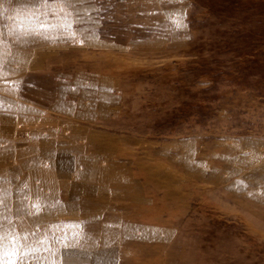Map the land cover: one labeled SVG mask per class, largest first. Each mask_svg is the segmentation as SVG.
I'll list each match as a JSON object with an SVG mask.
<instances>
[{
	"label": "rangeland",
	"instance_id": "374dc122",
	"mask_svg": "<svg viewBox=\"0 0 264 264\" xmlns=\"http://www.w3.org/2000/svg\"><path fill=\"white\" fill-rule=\"evenodd\" d=\"M0 5V264H264V0ZM65 152L117 178L108 240L63 221Z\"/></svg>",
	"mask_w": 264,
	"mask_h": 264
},
{
	"label": "crops",
	"instance_id": "0c3cea01",
	"mask_svg": "<svg viewBox=\"0 0 264 264\" xmlns=\"http://www.w3.org/2000/svg\"><path fill=\"white\" fill-rule=\"evenodd\" d=\"M13 7H14L13 4L9 5L8 7L11 10V13L13 11ZM3 16L6 17V12L5 15L0 14V19L3 18ZM11 18H13V16H10V19ZM1 22H5V21H3V19L0 20V43L2 44L6 42L5 35L7 32L15 31V34L22 32L21 31L22 25L20 23L21 19H19V21H16L17 22L16 27L19 26V28L9 27V30L11 31H7V28L3 27ZM35 129L39 130L37 126L35 127ZM48 142L50 145V143H52V140L51 141L47 140V143ZM51 160L62 161L66 163L65 169L57 170L58 173L56 172L57 174H63L61 176L62 177L61 182L63 185L62 186L63 188L61 189L60 192L61 199L60 202L58 203L59 205L57 206L58 208H61L62 210L67 212L66 215L68 216V218L63 221H68L69 225L70 224L74 226L78 225L80 227L79 234L78 235L76 234L73 237L74 240L76 242L79 241L81 244H85L86 242L93 241L94 244V243L102 242V240L106 239L105 237L104 239L102 237V235H104L103 231L105 232V234H110V233L114 234L116 231L118 232L119 229H117L115 226L116 225L118 226L119 224V213H117L115 210H118V207L120 206L118 204L119 203L118 201L124 198H121L118 201L117 199L114 200L113 198L112 199L110 198L111 190H113L112 184H118V182L116 181L117 178L115 174H113L111 167L107 171L102 169L94 170V166H92L93 169L91 168L86 170L73 169L75 167L74 165L75 162H86V161L96 162L101 160V159L93 160L91 155H87L84 153H71V152L56 153L55 156L51 158ZM48 173L50 172H47L46 174ZM52 173L55 174V171ZM54 176L55 175H53V177ZM124 196L127 197L126 195H124V192L121 193V197ZM80 217H83L85 219H80L79 221H77V219H79ZM124 224L127 223L125 221L123 223H120L121 226ZM91 230L96 234L93 235V233H91ZM86 233L87 235H89L86 236V238L89 239L88 241L85 240ZM92 235L93 238H91ZM117 240L118 238L115 239L113 238L114 242H116ZM98 247H100L99 249L101 250L102 246L100 245ZM111 247L112 244L104 248L106 249Z\"/></svg>",
	"mask_w": 264,
	"mask_h": 264
},
{
	"label": "snow or ice",
	"instance_id": "6c2138e0",
	"mask_svg": "<svg viewBox=\"0 0 264 264\" xmlns=\"http://www.w3.org/2000/svg\"><path fill=\"white\" fill-rule=\"evenodd\" d=\"M48 2V0H45V3H47ZM63 2H67V0H63ZM2 241H3V237H0V248H2L3 247V245H2Z\"/></svg>",
	"mask_w": 264,
	"mask_h": 264
}]
</instances>
